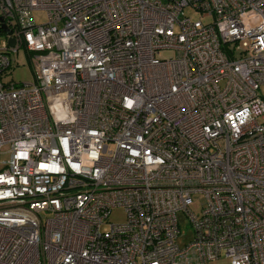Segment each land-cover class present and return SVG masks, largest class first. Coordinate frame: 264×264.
Returning <instances> with one entry per match:
<instances>
[{"label": "built area", "instance_id": "built-area-1", "mask_svg": "<svg viewBox=\"0 0 264 264\" xmlns=\"http://www.w3.org/2000/svg\"><path fill=\"white\" fill-rule=\"evenodd\" d=\"M0 34V264H264V0H0Z\"/></svg>", "mask_w": 264, "mask_h": 264}, {"label": "rangeland", "instance_id": "rangeland-1", "mask_svg": "<svg viewBox=\"0 0 264 264\" xmlns=\"http://www.w3.org/2000/svg\"><path fill=\"white\" fill-rule=\"evenodd\" d=\"M185 15L194 17V14L189 10H184ZM32 17L36 25H42L46 22V15L43 11L32 12ZM5 41V35L0 34V47L1 43ZM171 53L161 52L158 55L159 59L168 58ZM10 67L6 70V75L3 77L5 82H13L15 84H30L34 81V76L32 68L29 62L27 54L21 49L16 54L10 57ZM258 95L264 100V85L260 86L258 89ZM199 203L198 201H196ZM109 223L120 224L125 222V213L121 209L112 210L108 217ZM178 227L180 235L176 241L177 245L182 248L184 247L192 238L191 228L183 216L178 215ZM209 264H229V260L225 259L223 256L219 260L210 262Z\"/></svg>", "mask_w": 264, "mask_h": 264}, {"label": "water", "instance_id": "water-1", "mask_svg": "<svg viewBox=\"0 0 264 264\" xmlns=\"http://www.w3.org/2000/svg\"><path fill=\"white\" fill-rule=\"evenodd\" d=\"M2 28H3V27H2ZM5 32H7V31L5 30ZM8 44H9V46H12V44H13L12 40H9V41H8Z\"/></svg>", "mask_w": 264, "mask_h": 264}]
</instances>
